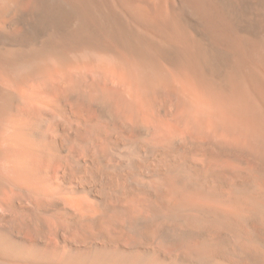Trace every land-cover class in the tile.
<instances>
[{
  "label": "bare ground",
  "instance_id": "6f19581e",
  "mask_svg": "<svg viewBox=\"0 0 264 264\" xmlns=\"http://www.w3.org/2000/svg\"><path fill=\"white\" fill-rule=\"evenodd\" d=\"M0 264H264V0H0Z\"/></svg>",
  "mask_w": 264,
  "mask_h": 264
}]
</instances>
